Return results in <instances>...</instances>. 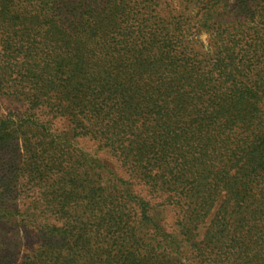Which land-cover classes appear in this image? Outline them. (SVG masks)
<instances>
[{
	"label": "trees",
	"instance_id": "obj_1",
	"mask_svg": "<svg viewBox=\"0 0 264 264\" xmlns=\"http://www.w3.org/2000/svg\"><path fill=\"white\" fill-rule=\"evenodd\" d=\"M103 1L0 0V94L28 105L17 121L0 115V150L22 141L38 171L62 150L41 116L70 115L76 135L98 139L160 197L117 175L120 197L87 188L93 199L81 200L97 211L70 247L80 264H264V7L257 28L200 59L182 26H153L142 1ZM167 208L176 232L159 218Z\"/></svg>",
	"mask_w": 264,
	"mask_h": 264
},
{
	"label": "rangeland",
	"instance_id": "obj_2",
	"mask_svg": "<svg viewBox=\"0 0 264 264\" xmlns=\"http://www.w3.org/2000/svg\"><path fill=\"white\" fill-rule=\"evenodd\" d=\"M140 1L148 12L154 10L153 26L167 27L175 33L181 25L189 44L188 52L200 59L215 50L222 36L249 33V28H257L264 7V0ZM243 1L253 5L256 18L251 17L252 13L243 12ZM122 2L110 0L109 4ZM127 4L129 8L136 7L134 0H127ZM13 9L19 8L13 6ZM131 21L133 23L134 19ZM254 36H257L256 32ZM23 85L26 89L29 87V83ZM27 108V102L21 98L0 94V115L12 116L17 121L18 117L23 118ZM28 113L33 111L28 109ZM41 118L51 128L62 150L49 152L38 171L28 166L33 155L25 154L22 141L19 144L13 140L0 150V264H80V253L73 254L70 247H75L74 252L78 251L80 229L89 224L93 213L88 201L81 199L86 195L87 200L93 199L87 190L91 186L100 188L101 192L105 189V196H111V193L113 197L122 196L115 187L120 182L116 175L136 194L150 199L155 205L161 202L160 197L149 193L148 184L132 171L131 166L108 148H102L98 139L76 135L77 124L72 116H58L48 123L50 116ZM28 137L31 142L38 138L34 131L29 132ZM43 159L41 156L40 160ZM132 215L136 217L134 211ZM159 218L169 231L176 232L173 209L162 211ZM67 231L69 234L65 233ZM176 242L183 248L184 256L190 259L187 242L182 238H177Z\"/></svg>",
	"mask_w": 264,
	"mask_h": 264
}]
</instances>
